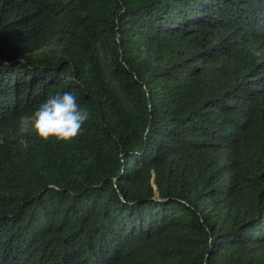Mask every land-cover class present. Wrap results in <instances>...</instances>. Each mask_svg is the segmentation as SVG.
I'll return each mask as SVG.
<instances>
[{"label":"trees","instance_id":"trees-1","mask_svg":"<svg viewBox=\"0 0 264 264\" xmlns=\"http://www.w3.org/2000/svg\"><path fill=\"white\" fill-rule=\"evenodd\" d=\"M0 264H264V0H0Z\"/></svg>","mask_w":264,"mask_h":264},{"label":"clouds","instance_id":"clouds-1","mask_svg":"<svg viewBox=\"0 0 264 264\" xmlns=\"http://www.w3.org/2000/svg\"><path fill=\"white\" fill-rule=\"evenodd\" d=\"M89 113L80 108L71 92L57 93L44 101L32 116V129L41 141L72 142L81 134Z\"/></svg>","mask_w":264,"mask_h":264}]
</instances>
